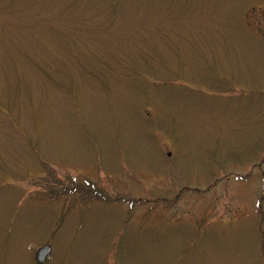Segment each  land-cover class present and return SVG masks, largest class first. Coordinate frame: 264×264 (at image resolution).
Returning <instances> with one entry per match:
<instances>
[{"label": "rangeland", "instance_id": "obj_1", "mask_svg": "<svg viewBox=\"0 0 264 264\" xmlns=\"http://www.w3.org/2000/svg\"><path fill=\"white\" fill-rule=\"evenodd\" d=\"M264 264V0H0V264Z\"/></svg>", "mask_w": 264, "mask_h": 264}, {"label": "water", "instance_id": "obj_2", "mask_svg": "<svg viewBox=\"0 0 264 264\" xmlns=\"http://www.w3.org/2000/svg\"><path fill=\"white\" fill-rule=\"evenodd\" d=\"M51 253L52 248L49 246H45L40 249L36 255L37 264H45L47 258L50 256Z\"/></svg>", "mask_w": 264, "mask_h": 264}]
</instances>
